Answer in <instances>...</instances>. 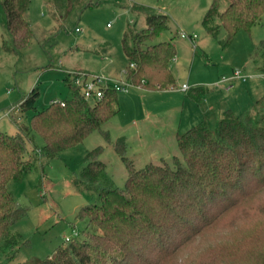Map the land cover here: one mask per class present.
<instances>
[{
  "label": "rangeland",
  "instance_id": "rangeland-1",
  "mask_svg": "<svg viewBox=\"0 0 264 264\" xmlns=\"http://www.w3.org/2000/svg\"><path fill=\"white\" fill-rule=\"evenodd\" d=\"M44 2H29L26 15L36 30L29 45L17 54L0 50L1 131L14 135L20 124L29 125L33 110L13 113L12 118H2L1 113L18 105L33 87L39 90L36 110H42L51 100L64 99L68 94L63 80L67 69L123 78L126 59L120 44L122 33L127 25L134 31L144 28L147 14L161 13L168 18V28L156 41L172 39L175 43L177 52L170 64L175 86L162 90L130 86L126 93H117L119 110L101 127L108 133L107 139L94 130L80 145L62 150L55 158L39 157L32 171L19 181L9 182L14 199L26 209L24 216L8 229V240L14 243L10 248L16 249L12 264L51 255L64 243L72 226L76 234H82L86 218L75 219L81 207L93 215L101 228L106 224L115 227L128 219V210L119 197L127 169L114 149L120 137L124 136L125 153L134 168L149 162L161 163V157L172 164L173 156H180L176 133L200 118L215 128L222 109L230 107L236 113L243 112L252 98L264 92V14L250 30L237 31L229 44L222 46L218 40L224 38V30L221 28L213 37L201 24L210 0H76L66 16L61 14L62 9ZM76 26L81 31L76 32ZM180 31L195 32L191 33L196 34L195 44L187 37L181 38ZM8 40L0 6V44ZM234 69L252 75L231 87L226 83L216 85L221 75H229ZM182 84L188 88L203 85L208 91L200 101H194L186 97ZM18 115L22 119H16ZM42 144L35 134L26 148L37 152ZM96 147H102L94 157L97 164L87 166L86 156ZM74 179L80 181L79 186ZM262 213L264 218V210ZM254 224L255 220L239 211L232 212L220 222L224 229L193 237L177 257L182 263L191 264L208 254L207 246L225 241L229 244L222 249L229 252L232 240L246 235ZM263 233L261 229L253 236L251 247L260 242L255 238ZM11 250L1 247L0 260L8 258Z\"/></svg>",
  "mask_w": 264,
  "mask_h": 264
},
{
  "label": "trees",
  "instance_id": "trees-1",
  "mask_svg": "<svg viewBox=\"0 0 264 264\" xmlns=\"http://www.w3.org/2000/svg\"><path fill=\"white\" fill-rule=\"evenodd\" d=\"M75 1L45 0L44 3L62 9L61 14L66 16ZM29 2L0 0L9 35V40L0 44V50L17 54L36 37L26 15ZM263 14L264 0H210L201 24L213 37L222 28L224 38L218 41L226 46L237 31L250 30ZM167 21L165 14H147L144 28L134 31L127 25L124 29L120 39L126 59L123 70L132 86L152 90L175 86L170 68L176 56L175 45L172 39L156 41L168 28ZM67 71L63 80L68 94L64 99L52 100L42 110H36L39 90L33 87L18 103L20 112L33 110L29 125L20 124L14 135L0 130V248L11 250L14 243L8 240V229L26 211L9 191V182L19 181L32 171L39 157L55 158L62 150L80 145L94 130L107 139L108 133L101 127L119 110L115 90H106L100 100L90 103L72 83ZM207 91L208 87L203 85L185 90L194 101H199ZM35 134L43 144L37 152H29L26 143L32 142ZM175 140L180 156H173L172 164L161 160L136 169L126 156L127 146L120 137L114 149L127 169L119 197L128 210V219L121 220V225L106 224L101 228L93 215L81 207L75 219L86 218L82 234L64 239L51 255L30 257L17 264H184L177 257L182 246L204 231L224 229L220 227L221 220L235 211L255 220L254 226L246 235L232 240L229 252L222 249L228 241L213 243L207 246V255L191 264H264V233L255 238L260 240L255 247L249 243L264 229V205H261L264 203V94L243 112L224 110L215 128L202 119L176 133ZM101 150L102 147H96L88 152L87 166L97 164L95 156ZM79 182L74 179L76 186ZM15 252L12 249L0 264H12Z\"/></svg>",
  "mask_w": 264,
  "mask_h": 264
},
{
  "label": "built area",
  "instance_id": "built-area-1",
  "mask_svg": "<svg viewBox=\"0 0 264 264\" xmlns=\"http://www.w3.org/2000/svg\"><path fill=\"white\" fill-rule=\"evenodd\" d=\"M75 31L79 32L81 28L75 27ZM179 35L182 38H189L195 44L196 34H186L180 31ZM130 66L132 67L133 64H130ZM67 73H69L72 83L79 88L83 98L90 103L100 100L106 90L113 89L117 93H126L128 88L132 86V84L125 79V70H122L123 78H113L104 74L85 71H67ZM250 76V74L244 73L240 69H234L229 75H221L216 81V85L226 83L227 87H231L233 83L238 81L244 82ZM181 87L184 90L188 89L185 84H182ZM61 105H63V102H61ZM19 112V105L11 106L4 112V116L12 118L13 113L18 114ZM15 118L19 120L21 117L18 115ZM75 234L76 230L73 228L69 235L64 236V239L67 241Z\"/></svg>",
  "mask_w": 264,
  "mask_h": 264
},
{
  "label": "crops",
  "instance_id": "crops-1",
  "mask_svg": "<svg viewBox=\"0 0 264 264\" xmlns=\"http://www.w3.org/2000/svg\"><path fill=\"white\" fill-rule=\"evenodd\" d=\"M76 27H77V26H76ZM191 33H195V32H191ZM191 33H188V34H191ZM181 38H182V37H181ZM172 42H173V41H172ZM173 44L175 45L174 42H173ZM175 48H176V46H175ZM176 52H177V49H176ZM170 68H171V67H170ZM67 70H69V69H67ZM171 71H172V68H171ZM107 72H109V71H107ZM110 72H111V71H110ZM114 72L119 73L118 71H114ZM248 74H249V73H248ZM250 75H252V74H250ZM262 94H264V92L259 93V94H257L254 98H252V99H251V104H252V102H253L257 97H259V96L262 95ZM185 95H186V92H185ZM204 95H205V94H204ZM204 95H203V96H204ZM203 96H202V97H203ZM186 97H188V96L186 95ZM188 98H189V97H188ZM189 99H190V98H189ZM201 99H202V98H201ZM201 99H200V100H201ZM191 100H192V99H191ZM200 100H199V101H200ZM9 107H10V106H9ZM249 107H250V106H249ZM6 109H7V108H6ZM6 109H5V110H6ZM226 109H231V110H232V108H230V107L224 108V109L221 110V114H222V112H223L224 110H226ZM5 110L1 113V117H2V118H3V117H7V116H4V112H5ZM232 111H233V110H232ZM233 112H234V111H233ZM21 113H22V112H21ZM235 113H236V112H235ZM220 116H221V115H220ZM20 119H22V118H20ZM200 120H202V119L200 118V119H198V120H194V122H193L192 124H190V125L192 126V125L196 124L197 122H199ZM27 125H28V124H27ZM189 127H190V126H189ZM189 127H188V128H189ZM175 135H176V134H175ZM123 138H124V136H123ZM126 146H127V144H126ZM126 150H127V148H126ZM126 152H127V151H126ZM175 156H176V155H175ZM160 159H161V160H165V159L162 158V157H161ZM161 160H160V161H161ZM149 163H150V162H149ZM146 164H147V163H146Z\"/></svg>",
  "mask_w": 264,
  "mask_h": 264
}]
</instances>
